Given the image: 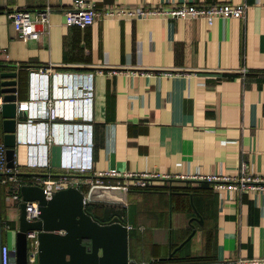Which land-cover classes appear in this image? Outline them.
<instances>
[{
	"label": "crops",
	"instance_id": "crops-1",
	"mask_svg": "<svg viewBox=\"0 0 264 264\" xmlns=\"http://www.w3.org/2000/svg\"><path fill=\"white\" fill-rule=\"evenodd\" d=\"M71 1L0 0V74L15 72L10 78L0 75V88L3 80L14 79L16 103L34 101L20 108L13 153L17 179L0 183L1 245L14 248L22 185L67 175L78 183L65 188H77L85 197L87 174L62 165L74 152L77 161L86 152L90 156L89 174L111 168L232 173L243 162L248 171L264 175V0H92L97 14L85 27L65 24L63 9ZM219 2H245V17L209 25L203 17L106 18L101 13L107 6ZM45 6L51 7L47 30L37 40L22 41L6 11ZM40 68L46 77L31 76ZM85 87L91 90L88 102ZM40 123L46 131L31 134L40 139H26L23 125ZM82 131L87 142L78 141ZM32 156L41 163L31 165ZM116 180L105 178L104 185ZM169 183L157 178L149 189H125L124 203L85 202L100 222L117 216L125 224L128 264L264 258L263 192L233 191L220 198L203 180L177 179L172 189ZM6 188L21 200L6 201ZM27 264H37V255Z\"/></svg>",
	"mask_w": 264,
	"mask_h": 264
},
{
	"label": "built area",
	"instance_id": "built-area-1",
	"mask_svg": "<svg viewBox=\"0 0 264 264\" xmlns=\"http://www.w3.org/2000/svg\"><path fill=\"white\" fill-rule=\"evenodd\" d=\"M247 4L242 3H213L208 5H195L194 3H180L173 4L172 6H152V7H143V6H107L101 13L106 18H145V17H155L160 16L162 18H167L168 15H173L182 19L188 17H203L205 21L211 25L216 19L219 18H244L246 12ZM50 6H45L44 8L31 11L27 8L16 7L6 11V16L12 24L17 36L22 41H27L30 39L37 40L43 30H47L49 26L48 13L50 11ZM97 14V9L95 3L92 0H72L71 4L66 6L63 9V15L65 24L67 25H77L79 27H85L92 24L95 21V16ZM245 69L242 68V71ZM47 76L45 72L41 71V68L36 72H32L31 76ZM90 78V75L88 79ZM90 81V80H89ZM89 86V85H88ZM90 87L86 88L84 91L85 102H88L90 99ZM45 97V96H43ZM34 101L23 102L19 105V108L27 109L29 106H32ZM3 100L2 95L0 94V108L2 106ZM63 126L56 125L55 128H62ZM79 130L82 129L86 131L87 127L79 124ZM22 128V127H21ZM23 128H27L29 131V136H25L28 140L40 139L39 134L34 135L32 131L36 132H45L46 125L40 123L38 126H32L30 124L23 125ZM52 128L53 130L55 129ZM72 128V126H70ZM78 129V127H75ZM82 134V135H81ZM86 134V133H85ZM83 135V131L79 133V142H87ZM5 145L0 143V183H7L8 181H14L17 179L14 167L6 165L5 157ZM80 152L78 157L80 158ZM69 160L62 161V165L66 169L75 168V170L81 174H87L83 177L82 182L87 185L95 184H106L105 178L116 177L117 180L114 185L123 186L125 189L131 187L134 188H147L152 184L153 179H166L169 180V184H173L172 181L177 179H191V180H203L210 184L211 189L222 198L228 192L239 191L241 193H264V175L256 174L247 170L246 165L241 162L236 171L232 173H219V172H205L201 174H170L167 172L151 171V172H142V173H133V172H119L114 168L109 170H99L92 171L90 174L87 173L91 168L90 156L84 154L82 158L77 161V152L71 155L69 154ZM68 156V157H69ZM30 164L35 166L38 162L41 163V160H36L34 156ZM131 178V181L127 180ZM78 183V180L68 177L67 175H62L59 177L44 176L39 178L38 186L41 187L44 197L46 199L51 198L54 192L61 190L66 187V185H73ZM4 199L6 201H16L21 200L19 193L11 191L6 188L4 193ZM86 202V198L83 197V203ZM25 218L27 220H35L38 218L39 209L37 207L36 201H25ZM27 239V260L29 263H32L35 260L37 254V236L35 230L26 231ZM0 264H14L11 261L10 249L7 245H1L0 248ZM139 264H146L145 262H140ZM226 264H264V258H236L229 259L226 261Z\"/></svg>",
	"mask_w": 264,
	"mask_h": 264
},
{
	"label": "water",
	"instance_id": "water-1",
	"mask_svg": "<svg viewBox=\"0 0 264 264\" xmlns=\"http://www.w3.org/2000/svg\"><path fill=\"white\" fill-rule=\"evenodd\" d=\"M0 75L10 78L15 76V72H2ZM1 85L2 138L7 147L6 165L13 167L14 146L20 137L18 119L22 117L23 110L16 103V81L5 79ZM125 192L123 186L95 184L90 186L85 198L87 202L124 203ZM20 193L22 201L19 203V225L14 248L10 250L15 264H27L28 230L37 231V264H128L130 261L125 224L117 216L108 222L97 220L85 208L84 195L77 188L70 186L58 190L49 199L44 197L38 185H22ZM33 200L37 201L39 214L38 218L30 221L25 218L24 207L25 201Z\"/></svg>",
	"mask_w": 264,
	"mask_h": 264
},
{
	"label": "trees",
	"instance_id": "trees-1",
	"mask_svg": "<svg viewBox=\"0 0 264 264\" xmlns=\"http://www.w3.org/2000/svg\"><path fill=\"white\" fill-rule=\"evenodd\" d=\"M206 182V181H205ZM208 183V182H207ZM169 187L172 189V188H174V187H177V186H175V185H173V184H169ZM211 187V186H210ZM142 189H149V187H147V188H142ZM170 260H172V258H161V259H159L158 261L159 262H164V261H170Z\"/></svg>",
	"mask_w": 264,
	"mask_h": 264
},
{
	"label": "rangeland",
	"instance_id": "rangeland-1",
	"mask_svg": "<svg viewBox=\"0 0 264 264\" xmlns=\"http://www.w3.org/2000/svg\"><path fill=\"white\" fill-rule=\"evenodd\" d=\"M137 254H140L139 251L137 252Z\"/></svg>",
	"mask_w": 264,
	"mask_h": 264
}]
</instances>
